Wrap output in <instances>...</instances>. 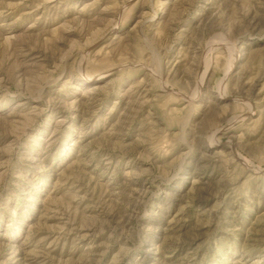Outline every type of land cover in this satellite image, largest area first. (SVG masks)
<instances>
[{"label":"rangeland","instance_id":"1","mask_svg":"<svg viewBox=\"0 0 264 264\" xmlns=\"http://www.w3.org/2000/svg\"><path fill=\"white\" fill-rule=\"evenodd\" d=\"M0 264H264V0H0Z\"/></svg>","mask_w":264,"mask_h":264}]
</instances>
